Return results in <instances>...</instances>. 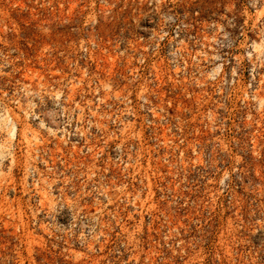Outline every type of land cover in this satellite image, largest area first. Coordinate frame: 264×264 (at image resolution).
<instances>
[{
  "label": "rangeland",
  "instance_id": "374dc122",
  "mask_svg": "<svg viewBox=\"0 0 264 264\" xmlns=\"http://www.w3.org/2000/svg\"><path fill=\"white\" fill-rule=\"evenodd\" d=\"M0 264H264V0H0Z\"/></svg>",
  "mask_w": 264,
  "mask_h": 264
}]
</instances>
